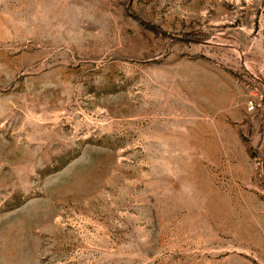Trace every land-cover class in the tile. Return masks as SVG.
<instances>
[{
	"label": "rangeland",
	"instance_id": "1",
	"mask_svg": "<svg viewBox=\"0 0 264 264\" xmlns=\"http://www.w3.org/2000/svg\"><path fill=\"white\" fill-rule=\"evenodd\" d=\"M0 264H264V0H0Z\"/></svg>",
	"mask_w": 264,
	"mask_h": 264
},
{
	"label": "built area",
	"instance_id": "2",
	"mask_svg": "<svg viewBox=\"0 0 264 264\" xmlns=\"http://www.w3.org/2000/svg\"><path fill=\"white\" fill-rule=\"evenodd\" d=\"M248 109H249V110H254V105H253L252 102H249V103H248Z\"/></svg>",
	"mask_w": 264,
	"mask_h": 264
},
{
	"label": "trees",
	"instance_id": "3",
	"mask_svg": "<svg viewBox=\"0 0 264 264\" xmlns=\"http://www.w3.org/2000/svg\"><path fill=\"white\" fill-rule=\"evenodd\" d=\"M189 37H191V36L186 37V39H188V40H192V38H189Z\"/></svg>",
	"mask_w": 264,
	"mask_h": 264
}]
</instances>
